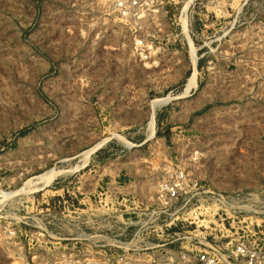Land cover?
I'll return each mask as SVG.
<instances>
[{
	"label": "rangeland",
	"instance_id": "rangeland-1",
	"mask_svg": "<svg viewBox=\"0 0 264 264\" xmlns=\"http://www.w3.org/2000/svg\"><path fill=\"white\" fill-rule=\"evenodd\" d=\"M248 235L264 239V0H162L138 21L0 0V264H182Z\"/></svg>",
	"mask_w": 264,
	"mask_h": 264
},
{
	"label": "built area",
	"instance_id": "built-area-1",
	"mask_svg": "<svg viewBox=\"0 0 264 264\" xmlns=\"http://www.w3.org/2000/svg\"><path fill=\"white\" fill-rule=\"evenodd\" d=\"M109 3L112 14L119 20L138 21L157 14L162 0H109ZM188 183L186 171L181 168L162 179L155 195L159 217L167 220L177 213L175 208L182 194L186 193ZM194 216L196 217L195 214ZM176 219L184 220L179 217ZM180 261L182 264H264V239L258 243L256 239L252 240L248 235L227 246L206 245L194 256L185 254L180 256Z\"/></svg>",
	"mask_w": 264,
	"mask_h": 264
},
{
	"label": "bare ground",
	"instance_id": "bare-ground-1",
	"mask_svg": "<svg viewBox=\"0 0 264 264\" xmlns=\"http://www.w3.org/2000/svg\"><path fill=\"white\" fill-rule=\"evenodd\" d=\"M183 19V18H182ZM182 24H183V27H184V29H186V27H185V20H182ZM186 35V34H185ZM189 41V40H188ZM190 53L192 54V51H190ZM192 57V56H191ZM192 59V58H191ZM193 66H195V59L193 58ZM193 85H194V76L189 80V82H188V85H187V87H186V89L184 90V92L183 93H181V95H180V98L182 97V96H186L187 95V93H188V91L190 90V88L191 87H193ZM167 100H169V98H166V99H163V100H157L154 104L156 105V104H160V103H164V102H166ZM170 101V100H169ZM152 117H154V114L152 115ZM153 119V118H152ZM151 133H153V132H151ZM109 140V139H108ZM108 140H106V141H104V142H107ZM104 142H102L99 146H97L95 149H94V151L97 149V148H99ZM93 151V149L92 150H89V151H86V152H84L83 154H82V159H83V164L85 163V161L87 160V158H88V156H89V154L92 152H94ZM82 164V163H81ZM82 164V165H83ZM59 174H61V172H52V171H49V172H47V173H45V174H42V175H40V176H37V177H34V178H31V179H29L26 183L27 184H33L34 186H35V188H33V189H36V187H37V189L39 188V187H45V186H48V184L51 182V181H53ZM40 189V188H39Z\"/></svg>",
	"mask_w": 264,
	"mask_h": 264
},
{
	"label": "water",
	"instance_id": "water-1",
	"mask_svg": "<svg viewBox=\"0 0 264 264\" xmlns=\"http://www.w3.org/2000/svg\"><path fill=\"white\" fill-rule=\"evenodd\" d=\"M106 142H104L99 148H97L96 150L100 149ZM47 186H45L46 188Z\"/></svg>",
	"mask_w": 264,
	"mask_h": 264
}]
</instances>
